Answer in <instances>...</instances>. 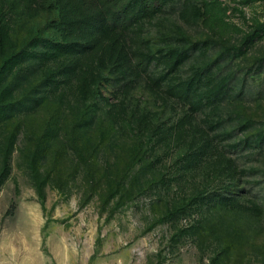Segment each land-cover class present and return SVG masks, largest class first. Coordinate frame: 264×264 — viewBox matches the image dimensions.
<instances>
[{
    "label": "rangeland",
    "instance_id": "374dc122",
    "mask_svg": "<svg viewBox=\"0 0 264 264\" xmlns=\"http://www.w3.org/2000/svg\"><path fill=\"white\" fill-rule=\"evenodd\" d=\"M67 1L0 0V264H264V0H135L123 32ZM56 123L79 156L40 194Z\"/></svg>",
    "mask_w": 264,
    "mask_h": 264
},
{
    "label": "trees",
    "instance_id": "16d2710c",
    "mask_svg": "<svg viewBox=\"0 0 264 264\" xmlns=\"http://www.w3.org/2000/svg\"><path fill=\"white\" fill-rule=\"evenodd\" d=\"M158 1L161 2L162 0ZM134 3L135 0H68L61 6L60 10L65 21H82L87 18H91V21L96 26L103 24L111 31L123 32L125 29L131 27L134 24V19L131 16L132 6L134 5ZM156 6V2H153V4L151 5L153 10L157 9ZM130 65L132 66V69L141 71H147L149 68L148 61L140 57H135L130 62ZM196 97L197 96L193 91L192 93L189 92V95L186 99L187 104L190 106L197 105L198 101ZM30 115L31 114L27 116ZM87 118V114L81 113L79 117H76V121L77 123L79 122L80 126L82 125L83 128H86L84 122L87 120ZM92 122L93 121H91V123ZM17 138V132H15L9 139V144L7 150L5 151L1 166L0 183L3 182V180L9 174L11 155L14 152V146L16 145V142L18 140ZM72 146L75 147L73 145V142L71 143V140L65 137V129L63 128V126H61L60 123H56L54 126L46 129L41 141L37 144V149L32 154L28 167L30 171L34 172V184L40 194H43L47 179H41L42 176L40 175V173H36V171L38 170V165L44 160H47L48 157H50V155L53 153L52 151L55 148L57 149V152L55 154L57 159H68L67 157L73 159L75 157L74 155H76L75 158H77V156H79V152ZM202 150L199 152V156L197 154L189 155L188 161L190 165L196 163L197 157H201L204 155V151ZM71 159H69L68 161L71 162ZM97 164L98 163L96 161H93V164L90 165V167L94 169H90V173L87 175V178L89 179L91 185L94 184L95 188L101 190L104 182L108 186L111 184V181H104V176L100 174L102 170L100 171L98 170V168H95L97 167ZM126 182V178H121L118 182H116V188L111 187L108 190L109 197L114 198L120 195L123 189H121L120 191L118 189V186L123 185V188L125 189L127 185ZM121 197L122 199H124L125 195L121 193Z\"/></svg>",
    "mask_w": 264,
    "mask_h": 264
}]
</instances>
